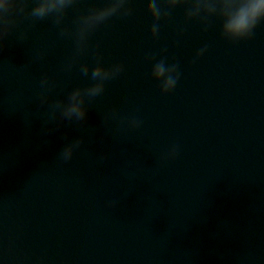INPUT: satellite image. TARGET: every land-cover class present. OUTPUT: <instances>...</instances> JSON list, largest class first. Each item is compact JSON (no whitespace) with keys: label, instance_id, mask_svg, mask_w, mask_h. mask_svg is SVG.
Segmentation results:
<instances>
[{"label":"clouds","instance_id":"clouds-1","mask_svg":"<svg viewBox=\"0 0 264 264\" xmlns=\"http://www.w3.org/2000/svg\"><path fill=\"white\" fill-rule=\"evenodd\" d=\"M76 3L78 0H0V52L3 51L8 37L15 34L14 30L21 20L35 23L51 18L53 24L59 28L60 36L74 38L75 51L72 60L66 66L70 71L72 65L87 51L89 37L99 26L114 16L126 17L133 11L129 6L131 0H104L103 6L91 7L79 15L74 21L73 30L64 25V20L68 10ZM177 7L184 9L186 20H198L205 31L213 20L219 21L222 38L233 42L250 38L254 29L264 21V0H147V10L153 19L150 29L153 38L159 37L160 21L171 17ZM15 37L18 42H24L28 39V34L22 31L15 34ZM206 49L207 46L201 48L196 54V59H199ZM79 71L82 76L88 77L90 66L83 63ZM122 71V64L105 67L98 60L96 66L91 68L90 79L93 83L83 88H74L66 100L50 99L53 85L46 74L42 75L40 78L42 91L38 99L41 105H48V120L85 122L88 111L86 102L101 96L105 91L106 82ZM151 77L160 82L161 93L167 94L176 87L179 80L178 65L168 64L166 58H161L153 65ZM132 124L135 128L140 126V122L136 120H133ZM82 144L83 138L66 144L60 157L65 162L70 161L74 151ZM176 152L174 146L169 155L175 156Z\"/></svg>","mask_w":264,"mask_h":264},{"label":"water","instance_id":"water-1","mask_svg":"<svg viewBox=\"0 0 264 264\" xmlns=\"http://www.w3.org/2000/svg\"><path fill=\"white\" fill-rule=\"evenodd\" d=\"M0 264H73L1 119Z\"/></svg>","mask_w":264,"mask_h":264}]
</instances>
